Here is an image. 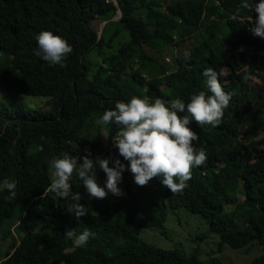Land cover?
Instances as JSON below:
<instances>
[{"label":"trees","instance_id":"16d2710c","mask_svg":"<svg viewBox=\"0 0 264 264\" xmlns=\"http://www.w3.org/2000/svg\"><path fill=\"white\" fill-rule=\"evenodd\" d=\"M243 3L0 0V53L10 58L0 61V85L7 91L48 97L39 107L15 102L0 107V183L5 178L18 182L13 200L7 199L8 190H0V234L13 237L0 264H224L219 256L202 258L198 249L190 253L163 249L140 237L146 228L166 235L170 211L181 208L203 216L222 245L260 246L262 254L250 264H264V38L250 31L259 0H248L247 9ZM96 19L106 22L101 33L93 26ZM45 30L72 46L66 67L34 55L36 36ZM192 38L199 43L198 54L176 56L174 69L159 63L150 64L147 75L140 69L129 75L123 71L134 46L145 65L156 59L142 47L178 50ZM234 61L246 66L244 78L227 71ZM209 67L217 71L232 100L217 127L190 124L199 136L193 146L203 149L207 160L192 169L182 192L173 194L158 178L144 187L127 180L123 196L109 193L105 199H95L73 173L72 190L88 206V215L77 219L69 213L71 198H54L45 191L51 183L49 162L63 153L86 155L84 139L93 160L112 157L127 163L112 143L119 130L116 125L95 123L117 101L147 96L153 102L181 99L187 104L201 91L211 95L203 75ZM103 129L108 131L105 139ZM44 131L48 135L40 144L38 137ZM106 179L97 166L100 186ZM190 184L194 189L187 190ZM239 194L243 200L237 203ZM25 198L36 200L29 208H34V216L22 217ZM230 203L237 204L226 210ZM69 230L76 236L90 230L95 237L77 247L74 238L65 236Z\"/></svg>","mask_w":264,"mask_h":264},{"label":"clouds","instance_id":"9594fccd","mask_svg":"<svg viewBox=\"0 0 264 264\" xmlns=\"http://www.w3.org/2000/svg\"><path fill=\"white\" fill-rule=\"evenodd\" d=\"M250 8L248 0L242 4ZM254 26L250 29L254 36L264 38V0L255 5ZM38 47L34 55L51 65L66 67V58L73 48L69 42L51 31H42L36 36ZM243 51V49H240ZM203 75L207 77L206 86L211 95L205 91L194 94L187 104L181 99L170 102L161 98L153 101L149 97L133 96L130 101H117L114 109L106 110L95 121L97 125L115 124L119 129L112 136V143L118 149L119 158H91L90 150L86 155L72 156L63 153L61 157L52 159L49 164L51 183L45 190L54 194V198L67 200L71 198L74 205L69 209L75 218L88 215V206L81 204L82 195L73 192L70 183L73 173H77L90 198L105 199L109 193L123 196L119 187L123 173L130 171L134 182L141 187L147 186L154 178L161 180L163 186L173 194L182 192L186 182L191 179L192 169L206 163L207 155L203 149L197 150L193 141L199 139L198 134L190 127L195 123L203 128H213L221 124L224 110L229 107L232 96L224 90L213 68H206ZM183 113V115H181ZM82 159V163L79 161ZM111 165V166H110ZM97 166L106 174L105 186L97 182ZM17 181L8 178L0 183V190H8V200L17 196ZM73 239L75 246H84L95 233L85 230L79 236L74 230L65 234Z\"/></svg>","mask_w":264,"mask_h":264},{"label":"rangeland","instance_id":"374dc122","mask_svg":"<svg viewBox=\"0 0 264 264\" xmlns=\"http://www.w3.org/2000/svg\"><path fill=\"white\" fill-rule=\"evenodd\" d=\"M176 0H166V3H171ZM119 16V14H118ZM115 17V18H118ZM105 21L102 19H96L93 22L94 28L101 33L103 27L105 25ZM204 39V38H203ZM199 43L194 39H189L186 42L182 43L180 49L176 50L174 47H168L163 52H156L155 50L149 47H142L143 51L149 56L154 57L156 59V63L149 62L145 65L142 64V60L140 58L139 53L141 52L138 47L131 48V58L128 62L127 67H123V71L126 75L131 74L136 69H140L144 75L148 74L150 69V64L163 63L166 64L170 69L175 68V57L181 55H188L190 53L198 54V50L195 45ZM95 58L97 57V52L95 53ZM0 61L9 62L10 58L5 57L0 53ZM227 71H232L238 78L242 79L246 76V66H244L240 62L234 61L231 64L227 65ZM255 82H260V78L257 76H252ZM48 100V97L43 96H29L26 94L16 93L12 91H7L0 85V107L9 105L10 103H19L26 107H39L43 105ZM107 130H102V135L107 138ZM48 132L44 131L38 137V142L42 144L45 142ZM83 143L86 149H90V144L87 139L83 140ZM248 148H244L246 150ZM82 163V161H79ZM75 173V172H74ZM132 180L133 185L137 184L134 182V177L130 171H127V175L122 180V183L119 187L123 190L124 184L126 181ZM105 184H102L104 187ZM193 188L192 184L187 186V190L189 188ZM194 189V188H193ZM195 191V190H194ZM191 193V192H190ZM243 200V196L239 194V203ZM36 203L35 199L25 198L22 200L21 208H22V217L27 215L34 216V208L29 211L30 207H34L33 204ZM237 203H230L225 206L226 210L233 209ZM34 221V219H30ZM165 229L167 230V234H162L157 229L146 228L141 231L140 237L147 241L148 243L163 248V249H180L186 253H190L194 249H198L200 252V256L202 258H207L210 256H219L224 264H250V262L260 254H262V248L257 245H252L250 247H245L242 249H233L228 245H222L220 243L219 235L210 232L209 224L207 220L199 215L194 213H189L186 209L181 208L177 210H171L169 216L164 224ZM5 233V232H3ZM3 233L0 234V260L5 257L6 251L10 247L11 242L13 241L12 236L4 237Z\"/></svg>","mask_w":264,"mask_h":264},{"label":"water","instance_id":"95a60500","mask_svg":"<svg viewBox=\"0 0 264 264\" xmlns=\"http://www.w3.org/2000/svg\"><path fill=\"white\" fill-rule=\"evenodd\" d=\"M115 19V18H114Z\"/></svg>","mask_w":264,"mask_h":264}]
</instances>
